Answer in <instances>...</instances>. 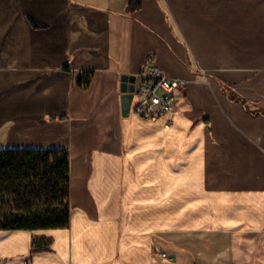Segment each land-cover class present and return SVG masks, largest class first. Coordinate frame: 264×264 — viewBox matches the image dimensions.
I'll list each match as a JSON object with an SVG mask.
<instances>
[{
	"label": "crops",
	"instance_id": "crops-1",
	"mask_svg": "<svg viewBox=\"0 0 264 264\" xmlns=\"http://www.w3.org/2000/svg\"><path fill=\"white\" fill-rule=\"evenodd\" d=\"M127 4L0 0V149L67 151L72 206L69 229L0 232V264H264V116L219 86L264 112V0ZM150 55L177 110L125 118Z\"/></svg>",
	"mask_w": 264,
	"mask_h": 264
},
{
	"label": "trees",
	"instance_id": "trees-1",
	"mask_svg": "<svg viewBox=\"0 0 264 264\" xmlns=\"http://www.w3.org/2000/svg\"><path fill=\"white\" fill-rule=\"evenodd\" d=\"M144 0H128L132 14L143 7ZM90 76L77 81L86 88ZM220 90L232 102L252 111L236 87L219 81ZM71 159L58 149H0V232L65 230L71 225ZM51 241L34 239L32 254L49 252Z\"/></svg>",
	"mask_w": 264,
	"mask_h": 264
},
{
	"label": "built area",
	"instance_id": "built-area-1",
	"mask_svg": "<svg viewBox=\"0 0 264 264\" xmlns=\"http://www.w3.org/2000/svg\"><path fill=\"white\" fill-rule=\"evenodd\" d=\"M180 87L179 81L170 80L156 67L150 55L137 79L131 111L144 121H158L177 110Z\"/></svg>",
	"mask_w": 264,
	"mask_h": 264
},
{
	"label": "water",
	"instance_id": "water-1",
	"mask_svg": "<svg viewBox=\"0 0 264 264\" xmlns=\"http://www.w3.org/2000/svg\"><path fill=\"white\" fill-rule=\"evenodd\" d=\"M137 79L134 75H123L121 78V105L122 115L125 118L131 114Z\"/></svg>",
	"mask_w": 264,
	"mask_h": 264
},
{
	"label": "rangeland",
	"instance_id": "rangeland-1",
	"mask_svg": "<svg viewBox=\"0 0 264 264\" xmlns=\"http://www.w3.org/2000/svg\"><path fill=\"white\" fill-rule=\"evenodd\" d=\"M163 255H166V257H164ZM156 257H157V260L159 262H161V263H158V264H172V263H174V261H176V258H174L172 256H170L172 258V260L169 259V256H168L167 252H163V251L162 252H157Z\"/></svg>",
	"mask_w": 264,
	"mask_h": 264
}]
</instances>
